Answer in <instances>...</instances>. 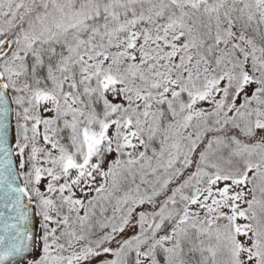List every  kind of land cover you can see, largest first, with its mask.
Listing matches in <instances>:
<instances>
[{
    "label": "snow or ice",
    "instance_id": "1",
    "mask_svg": "<svg viewBox=\"0 0 264 264\" xmlns=\"http://www.w3.org/2000/svg\"><path fill=\"white\" fill-rule=\"evenodd\" d=\"M0 264H264V0H0Z\"/></svg>",
    "mask_w": 264,
    "mask_h": 264
}]
</instances>
